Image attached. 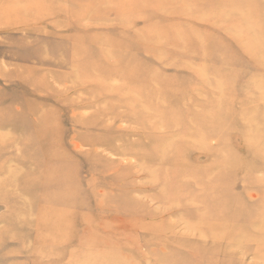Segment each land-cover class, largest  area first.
I'll list each match as a JSON object with an SVG mask.
<instances>
[{
    "label": "rangeland",
    "instance_id": "obj_1",
    "mask_svg": "<svg viewBox=\"0 0 264 264\" xmlns=\"http://www.w3.org/2000/svg\"><path fill=\"white\" fill-rule=\"evenodd\" d=\"M263 207L264 0H0V264H264Z\"/></svg>",
    "mask_w": 264,
    "mask_h": 264
},
{
    "label": "bare ground",
    "instance_id": "obj_2",
    "mask_svg": "<svg viewBox=\"0 0 264 264\" xmlns=\"http://www.w3.org/2000/svg\"><path fill=\"white\" fill-rule=\"evenodd\" d=\"M153 149L156 150V152L158 153L159 157L163 155V148L161 146V143L158 146H155V145L150 146L148 148V151H150V150L152 151ZM53 167H54V170H56V175L52 176L50 179L51 180H54V179H56V180L60 179L61 180L62 179L63 183L60 180H58V181H60V183H62L64 185H66L67 188H66L65 191L61 192V194H59L56 197H53L52 194H49L50 192L46 190L47 195L44 197V199L46 200V206H48V207L64 206V204L69 199L66 191L71 189V185H72L71 176H73L74 172L71 169H69V165L68 164H66L64 162H61V161H57L56 164H53ZM33 190H34V188H33ZM74 193H77V192L74 190ZM216 194H217L218 198L221 197V193H220L219 190H216ZM222 210H223L222 216L224 218H227L225 220L230 221V220H232V217L233 218L235 217V216H231L228 213V206L227 205L223 206ZM261 214L262 215L260 217L264 216V207L262 209V213ZM262 222H263L262 218L260 220L259 217H258L255 221H253V222L249 221V222L244 223V224H242L240 226H242V228H255V227L258 228L259 226L263 225ZM229 223H231V221ZM231 234L235 235L234 232L231 233ZM85 260L86 261H94V262H97L98 264H103V263L98 262L97 260H91L90 257H86Z\"/></svg>",
    "mask_w": 264,
    "mask_h": 264
}]
</instances>
